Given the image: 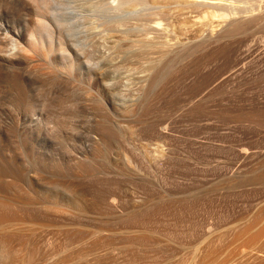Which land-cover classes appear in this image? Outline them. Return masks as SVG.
<instances>
[{"label":"rangeland","instance_id":"374dc122","mask_svg":"<svg viewBox=\"0 0 264 264\" xmlns=\"http://www.w3.org/2000/svg\"><path fill=\"white\" fill-rule=\"evenodd\" d=\"M70 1L0 0V264H264V0Z\"/></svg>","mask_w":264,"mask_h":264},{"label":"bare ground","instance_id":"6f19581e","mask_svg":"<svg viewBox=\"0 0 264 264\" xmlns=\"http://www.w3.org/2000/svg\"><path fill=\"white\" fill-rule=\"evenodd\" d=\"M38 1V3H39V0H37ZM48 1V0H47ZM67 1H70V0H67ZM91 1V0H90ZM115 1H117V0H115ZM120 1V0H119ZM119 1H117L111 8H110V10H111V13L112 12H117L118 13V17L120 16V12H121V8L123 7L122 6V4L119 2ZM128 1H130V0H127V2ZM164 0H144V5H145V7L146 6H148V7H150V6H154V5H156V4H160L161 2H163ZM20 2V1H19ZM34 2V1H33ZM33 2H31V3H33ZM59 2V1H58ZM71 2V1H70ZM70 2H69V4H70ZM83 2H84V0H83ZM86 2H88V1H86ZM92 2V1H91ZM127 2H125V3H127ZM143 2V1H142ZM168 2V1H167ZM38 3H37V6H38ZM57 3V2H56ZM55 3V4H56ZM72 3V5H70L71 6V8H72V10H73V12L75 13V17H77L78 18V21H79V26H82V27H84L85 28V26H88V25H95L97 22H100L101 23V21H99V18H100V20H102V19H105V17L104 18H101L102 16H98V14H99V12H100V9H102L103 8V6H102V8L100 7V9L98 10L97 8H98V6H93V7H95V8H92V6H91V4L87 7L84 3H82L81 2V0H74V1H72L71 2ZM136 3V2H135ZM68 4V3H67ZM142 4V5H143ZM164 3H162V5H163ZM33 5H34V3H33ZM96 5H98V4H96ZM127 6L129 5V7H130V4H126ZM138 5V4H137ZM36 6V9L38 8ZM90 6H91V8H90ZM58 7V6H57ZM128 7V8H129ZM132 8H133V6H131ZM138 7V6H137ZM144 7V6H143ZM69 8V7H68ZM127 8V7H126ZM132 8H129V9H132ZM139 8V7H138ZM35 9V8H34ZM39 9V8H38ZM37 9V10H38ZM65 9V8H64ZM70 9V8H69ZM124 9H125V6H124ZM134 9V8H133ZM137 9V8H136ZM65 10H67V9H65ZM128 10V9H127ZM49 11V10H48ZM54 11H55V13H56V10L54 9ZM68 11H70V10H68ZM99 11V12H98ZM101 11H103V9L101 10ZM125 12V11H124ZM142 12V11H141ZM63 13V12H62ZM115 13H112V15H115ZM117 13H116V16H117ZM51 14H53V13H51ZM72 14V13H71ZM154 14V13H153ZM100 15V14H99ZM111 15V14H110ZM122 15V14H121ZM53 16H54V14H53ZM63 16H64V14H63ZM127 16V15H126ZM154 17V16H153ZM227 16H225L224 18H226ZM51 18L53 19V17L51 16ZM58 19V18H57ZM71 20H72V18H71ZM82 20V21H81ZM120 20V19H119ZM81 21V22H80ZM104 21H106V20H103L102 22H104ZM116 21V20H115ZM52 21H50V20H44L43 22H41V24H42V28H43V32H41V33H38L39 32V30L40 29H38V32H37V34H34L33 36H32V40L30 41V46L31 47H33V48H42L43 47V43H44V39L45 38H48V39H50V44L51 45H53V43L55 42L56 43V45H57V47H58V51H60V53H62L61 54V56H63V57H61V60H62V64H61V68H62V70H64V73L67 75L68 74V72H67V70L70 68V64H69V62H68V53H66V48H65V42H64V36H66V35H68V34H66V29L65 30H61L62 32L61 33H59L60 32V27L58 28L59 30H55L56 29V27H55V29H54V26H57V25H59V26H61L62 24H57V25H55L56 23H57V21L55 22V24H54V22L53 23H51ZM116 22H118V21H116ZM121 22V21H120ZM125 22V21H124ZM127 22H128V20H127ZM130 22V21H129ZM105 23V22H104ZM114 24V23H113ZM118 24V23H117ZM157 24H159V22L157 23ZM160 24H161V22H160ZM78 25H77V27H78ZM112 25V24H111ZM74 26V25H73ZM95 26H97V25H95ZM121 26V25H120ZM236 26H239V25H236ZM240 26H243V25H240ZM37 27H39V26H37ZM80 28V27H79ZM78 28V29H79ZM70 29V28H69ZM73 29V28H72ZM83 30V29H82ZM85 30V29H84ZM83 30V31H84ZM56 31H57V33H56ZM73 31V30H72ZM77 32V31H76ZM75 32V33H76ZM74 33V32H73ZM77 35H79L78 33H77ZM70 37H71V35H69ZM68 36V37H69ZM108 36V35H107ZM67 37V38H68ZM76 37V36H75ZM78 37V36H77ZM98 38V37H97ZM112 38V37H111ZM77 39V38H76ZM79 40V39H78ZM85 40V39H84ZM112 40V39H111ZM13 41V40H12ZM82 41V40H81ZM1 42V41H0ZM74 42V41H73ZM80 42V41H79ZM79 42H78V45H81V43L79 44ZM4 45V44H3ZM72 45V44H71ZM82 45H83V43H82ZM81 45V46H82ZM6 47V46H5ZM24 47V46H23ZM73 47V46H72ZM86 47V46H85ZM83 48V47H82ZM25 49V48H24ZM81 48H79V50H80ZM22 50V49H21ZM27 50V49H26ZM25 51V50H24ZM4 52V51H3ZM27 52V51H26ZM4 54V53H3ZM24 54V53H23ZM70 55V54H69ZM43 56V55H42ZM65 56V57H64ZM9 57V56H8ZM23 59V58H22ZM26 60H27V58H26ZM72 60V59H71ZM74 62V61H73ZM72 62V63H73ZM75 66V65H74ZM71 70V69H70ZM69 70V71H70ZM73 70H74V68H73ZM54 74V73H53ZM73 75V74H72ZM152 85V84H151ZM125 95V94H124ZM122 97H123V95H122ZM80 203V202H79ZM3 214V213H2ZM0 214L1 216H0V221H5V220H7V219H9L10 217L9 216H7L6 214ZM10 244H11V240L10 239H7V238H5L3 241H2V249H1V251H2V253L4 252L5 253V255H9L8 257H10V254H11V251L9 250L10 248ZM3 253V254H4ZM8 257H6V258H8Z\"/></svg>","mask_w":264,"mask_h":264}]
</instances>
